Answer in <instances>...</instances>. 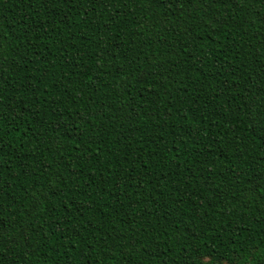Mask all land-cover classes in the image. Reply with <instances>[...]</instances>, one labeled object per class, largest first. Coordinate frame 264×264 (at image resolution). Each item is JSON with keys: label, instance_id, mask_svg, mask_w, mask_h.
<instances>
[{"label": "trees", "instance_id": "obj_1", "mask_svg": "<svg viewBox=\"0 0 264 264\" xmlns=\"http://www.w3.org/2000/svg\"><path fill=\"white\" fill-rule=\"evenodd\" d=\"M0 264H264V0H0Z\"/></svg>", "mask_w": 264, "mask_h": 264}]
</instances>
